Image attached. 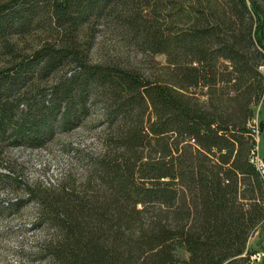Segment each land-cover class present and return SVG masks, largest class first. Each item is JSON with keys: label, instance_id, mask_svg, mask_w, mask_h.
<instances>
[{"label": "trees", "instance_id": "obj_1", "mask_svg": "<svg viewBox=\"0 0 264 264\" xmlns=\"http://www.w3.org/2000/svg\"><path fill=\"white\" fill-rule=\"evenodd\" d=\"M104 29L130 53L165 56L167 79L115 47L91 58ZM38 35L31 52L17 42ZM0 60V161L6 147H46L94 115L106 134L99 152H81L83 184L66 175L0 205V215L35 205L33 228L52 234L34 248L37 261L242 259L264 224L253 120L264 94V0H7Z\"/></svg>", "mask_w": 264, "mask_h": 264}, {"label": "rangeland", "instance_id": "obj_2", "mask_svg": "<svg viewBox=\"0 0 264 264\" xmlns=\"http://www.w3.org/2000/svg\"><path fill=\"white\" fill-rule=\"evenodd\" d=\"M7 0H0V4ZM116 34V33H115ZM113 32L104 29L96 38V44L91 51V58L99 61L105 49L115 47L121 50L130 63L137 65L146 75L167 79V58L165 56L146 57L135 50L130 53L127 45ZM39 36V37H38ZM17 40L20 47L34 49L39 46L40 35ZM42 36V35H41ZM88 32L83 31L81 38L87 40ZM130 54V55H129ZM3 61L0 60V66ZM264 75V67L261 68ZM50 80L43 87L54 85ZM254 122L259 127L257 137L258 159H264V94L258 105L253 107ZM263 126V131H262ZM106 137L104 128L100 126L96 115L88 118L84 124L69 133L57 135L48 146L43 148H5L0 161V205L13 201L17 197L24 198V187H35L41 183L44 186H56L66 175L71 176L80 186L88 177L87 161L82 151L99 152L102 141ZM2 150V149H0ZM83 156H78L79 153ZM259 162V161H258ZM5 175V176H4ZM7 176V177H6ZM9 176V177H8ZM68 178V180H69ZM67 179V178H65ZM19 192L11 193V188ZM22 187V190L19 189ZM36 207L30 202L19 211H7L0 215V264H45L36 260L33 252L38 242L52 236L46 228L34 229ZM181 259H187L188 254L183 247L176 251ZM230 264H264V224L253 234L248 243L245 255ZM229 264V262L225 263Z\"/></svg>", "mask_w": 264, "mask_h": 264}, {"label": "built area", "instance_id": "obj_3", "mask_svg": "<svg viewBox=\"0 0 264 264\" xmlns=\"http://www.w3.org/2000/svg\"><path fill=\"white\" fill-rule=\"evenodd\" d=\"M257 134L259 135V127L257 128ZM254 162L257 164V167L261 168V171H264V159L261 160V163H260V160L258 159V155H257V157L255 158Z\"/></svg>", "mask_w": 264, "mask_h": 264}, {"label": "bare ground", "instance_id": "obj_4", "mask_svg": "<svg viewBox=\"0 0 264 264\" xmlns=\"http://www.w3.org/2000/svg\"><path fill=\"white\" fill-rule=\"evenodd\" d=\"M258 168V170H259V172L263 175V177H264V171H261V168L260 167H257Z\"/></svg>", "mask_w": 264, "mask_h": 264}, {"label": "water", "instance_id": "obj_5", "mask_svg": "<svg viewBox=\"0 0 264 264\" xmlns=\"http://www.w3.org/2000/svg\"><path fill=\"white\" fill-rule=\"evenodd\" d=\"M262 131H263V126H262Z\"/></svg>", "mask_w": 264, "mask_h": 264}]
</instances>
